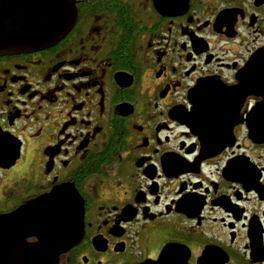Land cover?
<instances>
[{
    "label": "flooded vegetation",
    "instance_id": "flooded-vegetation-1",
    "mask_svg": "<svg viewBox=\"0 0 264 264\" xmlns=\"http://www.w3.org/2000/svg\"><path fill=\"white\" fill-rule=\"evenodd\" d=\"M76 9L0 56V216L65 186L58 264H264V0Z\"/></svg>",
    "mask_w": 264,
    "mask_h": 264
},
{
    "label": "water",
    "instance_id": "water-1",
    "mask_svg": "<svg viewBox=\"0 0 264 264\" xmlns=\"http://www.w3.org/2000/svg\"><path fill=\"white\" fill-rule=\"evenodd\" d=\"M159 9L179 13L189 0H155ZM76 0H0V56L50 48L73 29ZM83 205L60 186L11 214L0 216V264H58L72 246L68 224H81ZM36 238V243H28Z\"/></svg>",
    "mask_w": 264,
    "mask_h": 264
}]
</instances>
